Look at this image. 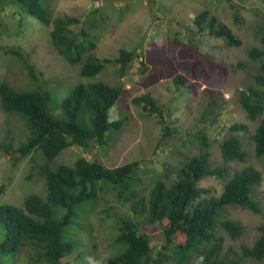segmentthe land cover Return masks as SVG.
<instances>
[{"label": "rangeland", "instance_id": "1", "mask_svg": "<svg viewBox=\"0 0 264 264\" xmlns=\"http://www.w3.org/2000/svg\"><path fill=\"white\" fill-rule=\"evenodd\" d=\"M39 3L50 18L63 14L76 17L78 22L68 26L69 34L84 45L94 43L96 56L113 58L120 49H126L138 57L122 78L128 89L125 102L117 101L109 112L110 120L126 118L122 128L110 133L108 145L64 148L49 163L51 169L59 164L72 165L79 156L99 160L109 167L137 161V180L134 178L132 184L148 195L157 180L163 178L169 184L177 178L178 169L204 149L203 137L208 144L210 165L221 164L220 143L227 126L239 123L246 127L239 136L247 156L245 161L229 165L234 170L251 166L260 172L257 194L264 212V156L254 155L251 138L264 118V111L259 118L249 120L238 101L239 92L253 84L252 76L257 72V63L247 52L261 45L264 0H39ZM203 10L226 25L240 45H228L200 30L192 19ZM9 48L20 51L23 58L6 52ZM29 64L38 74V81L30 76ZM155 65H161L162 72H153L151 67ZM79 67L80 63H69L53 47L49 26L10 0H0V81L18 91L35 90L41 85L40 89L49 93L51 112L60 117L61 102L74 85L99 80L108 84L118 82L113 63L105 64L94 77L82 76ZM177 74L185 78L186 86L173 82ZM143 93L151 94L163 106L167 129L154 114L131 103L132 97ZM27 133L24 120L4 113L0 101V204L22 207L25 196L45 195L41 153L34 150L13 163L18 155L14 150ZM7 145L11 146L9 152L2 147ZM164 166L168 168V176L162 175ZM200 185L217 196L223 182L207 176ZM98 186V201L77 207L75 222L67 228V233L79 241L81 252L63 258L68 264H103L115 253L112 238L117 232V219L132 216L126 203L115 200L111 184L100 181ZM227 207L225 217L241 224L243 232L231 238L218 228L222 250L231 249L240 255L241 246H251L257 238L261 215L237 205ZM146 229L156 251L162 240L160 227L151 224ZM198 262L194 259L189 264ZM0 264L45 263L38 262L25 247L16 254L0 253ZM240 264H264V260L244 257Z\"/></svg>", "mask_w": 264, "mask_h": 264}, {"label": "trees", "instance_id": "2", "mask_svg": "<svg viewBox=\"0 0 264 264\" xmlns=\"http://www.w3.org/2000/svg\"><path fill=\"white\" fill-rule=\"evenodd\" d=\"M10 1L50 27L53 47L69 63H80L79 74L94 77L102 72L105 64L113 63L117 67L118 82L108 84L99 80L74 85L61 102L62 115L56 117L49 106V93L40 89L41 85L35 90L18 91L9 83L0 81L3 112L22 118L28 131L26 138L14 150L18 155L13 158V163L34 150L39 151L44 159L40 173L45 185L44 196L36 193L27 195L22 207L0 204V253L16 254L28 247L38 262L68 264L63 258L78 252L79 241L67 233V228L75 222L77 207L98 201V183L102 181L112 185L115 200L126 203L132 213L131 217L117 219V232L112 238L115 253L107 257L103 264H189L194 259H198V264H240L244 257L263 261L264 212L261 197L257 194L260 172L251 166L234 170L229 165L233 161L243 162L247 156L239 136V132L246 129L242 124L227 126L226 136L220 143L221 164L210 165L208 144L203 137L204 149L178 169L177 178L169 184L163 178L157 180L148 195L132 184L134 178L137 180V161L109 167L99 160L79 156L72 165L59 164L55 169L49 167V163L64 148L77 145L86 149L108 145L110 133L122 128L126 118L110 120L109 112L117 101L124 99L125 102L128 89L122 78L138 57L137 53L126 49H120L113 58L98 57L93 53L94 43L84 45L69 34L68 26L78 22L76 17L63 14L50 18L39 0ZM192 20L200 30L221 38L226 44L240 45V40L232 31L217 22L215 16H209L208 11H200ZM81 35L84 36V32ZM260 42V46L247 52L258 66L252 76L253 84L241 90L238 96L242 109L252 121L264 111V31ZM6 52L23 58V54L15 48ZM151 69L162 72L163 67L155 65ZM28 71L32 79L38 81V74L30 64ZM185 81L179 74L173 78L179 86ZM187 87L190 89L191 85ZM130 101L144 112L154 114L167 129L163 106L155 97L143 93ZM251 138L254 155L264 156V118L260 119ZM7 146L2 147L9 152L11 146ZM162 175L168 176L165 166ZM207 176L222 180L219 195L210 194L208 188L200 185V181ZM235 205L261 215L257 238L251 246L242 245L240 255L231 249L222 250L223 240L218 235V228L231 238L242 234L243 226L224 215L227 206ZM151 224L160 227L162 240L156 251L150 244L146 229V225Z\"/></svg>", "mask_w": 264, "mask_h": 264}, {"label": "water", "instance_id": "3", "mask_svg": "<svg viewBox=\"0 0 264 264\" xmlns=\"http://www.w3.org/2000/svg\"><path fill=\"white\" fill-rule=\"evenodd\" d=\"M1 189H2V188L0 187V192H1Z\"/></svg>", "mask_w": 264, "mask_h": 264}]
</instances>
